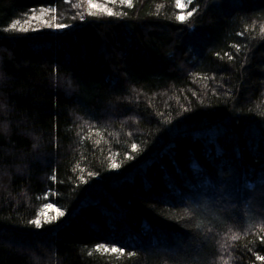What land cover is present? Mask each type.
Returning a JSON list of instances; mask_svg holds the SVG:
<instances>
[{
  "label": "trees",
  "instance_id": "trees-1",
  "mask_svg": "<svg viewBox=\"0 0 264 264\" xmlns=\"http://www.w3.org/2000/svg\"><path fill=\"white\" fill-rule=\"evenodd\" d=\"M92 2L0 0V264H264V0Z\"/></svg>",
  "mask_w": 264,
  "mask_h": 264
},
{
  "label": "snow or ice",
  "instance_id": "snow-or-ice-1",
  "mask_svg": "<svg viewBox=\"0 0 264 264\" xmlns=\"http://www.w3.org/2000/svg\"><path fill=\"white\" fill-rule=\"evenodd\" d=\"M114 2H115V0H114ZM119 2L123 5V4H126V3H130L131 0H119ZM177 2L179 3L180 0H177ZM191 2H192V0H187V3L190 4ZM88 4H89V6H90L91 8H93V9L98 7L96 4H94V3L92 2V0H88ZM181 6H183V5H181ZM31 11H32V13H36L37 11H39L41 14H43V13H47V12H50V11H55V9L41 8V9H39V10H37V9H32ZM102 11L107 12V14H108L109 16H112V15H113V12L110 11L108 8H104ZM188 15L191 16V15H192V12H191V11L188 12ZM37 18H38V17H37L36 15L31 16V20H33V21L36 20ZM41 18H42V17H41ZM179 19H180V20H183L184 17L181 16V17H179ZM81 20H83V13H81ZM19 23H20V21H16V22L12 25V27L15 28V27H16V24H19ZM45 23H47V21H45ZM47 26H48L49 28L53 27V25H52L51 23H47ZM55 27H56V29H62V28H67L68 25L56 24ZM26 30H27V29H21L22 32H23V31H26ZM225 55H228V54L225 53ZM229 59H232V57H231L230 55H229ZM53 179H55V177H53ZM48 206H49V207H52L51 204H49ZM60 215H63V213H61ZM32 223L35 224L37 227H42V222H41V220H39V219H36V220L32 221ZM260 241H261V243H264V236H261V237H260ZM121 250H122V249L119 248V247H113V248L110 249V251H112V252H120ZM256 258H257V260L264 261V255H259V254H257V257H256Z\"/></svg>",
  "mask_w": 264,
  "mask_h": 264
},
{
  "label": "rangeland",
  "instance_id": "rangeland-1",
  "mask_svg": "<svg viewBox=\"0 0 264 264\" xmlns=\"http://www.w3.org/2000/svg\"><path fill=\"white\" fill-rule=\"evenodd\" d=\"M181 5H183V6H181ZM188 6H189V3H187L186 0H181L179 2V7L181 8L182 11L186 10L188 8ZM61 213H63V212L61 210L57 209L56 207L47 206L39 220H41L42 225L43 224H51V223L57 222L58 219L63 217V215H60Z\"/></svg>",
  "mask_w": 264,
  "mask_h": 264
},
{
  "label": "clouds",
  "instance_id": "clouds-1",
  "mask_svg": "<svg viewBox=\"0 0 264 264\" xmlns=\"http://www.w3.org/2000/svg\"><path fill=\"white\" fill-rule=\"evenodd\" d=\"M5 83H6V75L3 72V70L0 69V88H3ZM8 134H9V132L7 129L0 127V135H8ZM0 179H2V177H0Z\"/></svg>",
  "mask_w": 264,
  "mask_h": 264
}]
</instances>
